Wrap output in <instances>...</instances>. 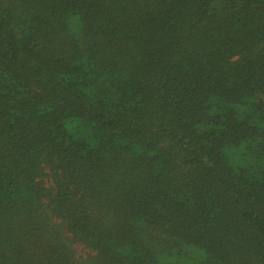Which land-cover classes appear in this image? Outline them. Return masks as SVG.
Masks as SVG:
<instances>
[{
  "label": "trees",
  "instance_id": "trees-1",
  "mask_svg": "<svg viewBox=\"0 0 264 264\" xmlns=\"http://www.w3.org/2000/svg\"><path fill=\"white\" fill-rule=\"evenodd\" d=\"M0 264H264V0H0Z\"/></svg>",
  "mask_w": 264,
  "mask_h": 264
},
{
  "label": "rangeland",
  "instance_id": "rangeland-1",
  "mask_svg": "<svg viewBox=\"0 0 264 264\" xmlns=\"http://www.w3.org/2000/svg\"><path fill=\"white\" fill-rule=\"evenodd\" d=\"M82 247H81V245H76V250H77V252H79V251H82V249H81Z\"/></svg>",
  "mask_w": 264,
  "mask_h": 264
}]
</instances>
